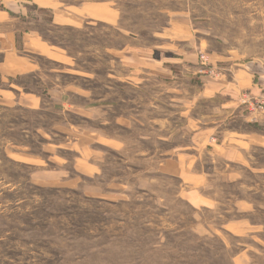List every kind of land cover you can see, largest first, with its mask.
I'll list each match as a JSON object with an SVG mask.
<instances>
[{"label": "rangeland", "instance_id": "obj_1", "mask_svg": "<svg viewBox=\"0 0 264 264\" xmlns=\"http://www.w3.org/2000/svg\"><path fill=\"white\" fill-rule=\"evenodd\" d=\"M65 1L109 5L113 10L115 22L108 27L90 20L82 32L53 28L51 33L82 70L96 74L91 75L96 92L108 90L111 99L118 87L114 88L116 79H107L106 62L119 73L127 70L107 50L119 52L137 44L159 50L157 57L170 58L173 54L165 48H175L170 43H175L179 29H191L206 44L198 52L207 57V63L199 62V76L219 77L211 51L264 63V0ZM167 66L175 77L148 75L146 96L140 99L147 130L152 129L149 116L156 114L162 134L203 110L190 102L199 78L186 74L183 64ZM125 94L132 96L131 91ZM154 94L159 112L152 113ZM259 104L263 106H255ZM116 108L104 116L106 131L124 134L133 147L137 134L117 127L121 103ZM250 108L244 107L245 113L258 119L262 110ZM64 124L71 136L50 133L56 127L64 129ZM74 124L88 130L96 125L48 108L34 114L0 106V264H264V149L251 151V164L237 165L234 185L214 176L224 164L218 160L214 166L208 151L195 159L194 168L207 171L209 181L169 176L164 168L159 171L139 158L135 147L123 161L109 152L104 172L84 171L75 150ZM170 146L162 141V158L173 154ZM188 152L199 156L198 150ZM193 187L215 194L214 203L187 198Z\"/></svg>", "mask_w": 264, "mask_h": 264}, {"label": "crops", "instance_id": "obj_2", "mask_svg": "<svg viewBox=\"0 0 264 264\" xmlns=\"http://www.w3.org/2000/svg\"><path fill=\"white\" fill-rule=\"evenodd\" d=\"M98 5L67 3L65 0H0V106L34 114L48 108L63 115L73 113L81 120L96 124L91 130L73 125L75 150L80 154V166L84 171L99 168L104 172L109 152L118 154L123 161L126 153L136 148L139 158L147 159L159 171L164 168L169 176L187 181L192 180L190 176H197L201 181H209L207 171L197 172L194 168L195 159L201 160L208 151L214 166L218 160L224 164V169L214 176L224 177L229 185L237 183V165L243 168L251 164V151L264 149V110L259 112L258 119H252L244 111V107L250 108L264 100V63L233 59L211 51V63L220 68L219 77L199 76L198 52L206 44L191 29H179L173 36L175 43H170L175 48H165L173 54L170 58L157 57L159 50L137 44L117 49L119 52H114V48L107 50L106 54L122 61L121 65L127 70V73H119L106 62L107 79H116L114 88L118 87L116 97L111 99L108 90L98 94L96 87L91 85L96 74L82 70L76 57L51 38L53 28H75L82 32L81 29L92 23L90 20L107 27L113 24L112 8L109 5L99 8ZM177 39L183 41L182 44L177 43L180 42ZM167 64H183L186 74L199 78L190 102L200 105L203 110L192 119L183 117L185 124L171 125L169 133L162 134L160 116L156 114L149 116L148 124L152 129L147 130L145 107L140 104V99L146 96L148 75L168 80L175 77ZM66 77H71L72 81L64 82ZM109 87L107 85V89ZM126 91H131L132 96H126ZM152 101L155 105L151 112H159L155 94ZM119 103L122 114L115 116V121L123 131L132 130L137 134L132 148L124 134L106 131L108 125L103 122L104 116L116 111ZM210 103L212 106L208 107ZM158 105L162 106V103L158 102ZM191 123L195 125L193 128H190ZM63 128H53L50 133L71 136L65 124ZM146 132H152L153 136L146 137ZM162 141L169 142L170 152H173L164 158ZM115 142L122 146H116ZM190 149L198 150L199 156L188 152ZM230 166L234 168L228 169ZM187 191V198L193 197L209 205L216 199L215 194L202 193L200 187Z\"/></svg>", "mask_w": 264, "mask_h": 264}, {"label": "built area", "instance_id": "obj_3", "mask_svg": "<svg viewBox=\"0 0 264 264\" xmlns=\"http://www.w3.org/2000/svg\"><path fill=\"white\" fill-rule=\"evenodd\" d=\"M200 61H202L203 63H207V57L204 55V54H201V56H200ZM211 72H212V70H210ZM257 103H262L263 104V106L262 105H257V106H255ZM256 104H254V106H252L251 108H250V110H252L253 108H258V109H260V110H263L264 109V102L263 101H261V102H257ZM255 110H257V109H255ZM253 111V110H252Z\"/></svg>", "mask_w": 264, "mask_h": 264}]
</instances>
